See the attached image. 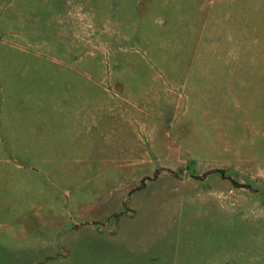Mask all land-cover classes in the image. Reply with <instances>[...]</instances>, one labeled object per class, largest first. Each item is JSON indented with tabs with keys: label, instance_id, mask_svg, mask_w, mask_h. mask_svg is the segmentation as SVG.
I'll use <instances>...</instances> for the list:
<instances>
[{
	"label": "rangeland",
	"instance_id": "374dc122",
	"mask_svg": "<svg viewBox=\"0 0 264 264\" xmlns=\"http://www.w3.org/2000/svg\"><path fill=\"white\" fill-rule=\"evenodd\" d=\"M0 241L264 264V0H0Z\"/></svg>",
	"mask_w": 264,
	"mask_h": 264
},
{
	"label": "crops",
	"instance_id": "0c3cea01",
	"mask_svg": "<svg viewBox=\"0 0 264 264\" xmlns=\"http://www.w3.org/2000/svg\"><path fill=\"white\" fill-rule=\"evenodd\" d=\"M55 238V237H54ZM56 239V238H55ZM58 239V238H57ZM36 240V239H35ZM22 241V240H21ZM44 240H41L38 244H34L35 242H27L26 244H23V242H14L13 245L14 246H17V247H14L16 249H19V246L20 248H24V245H26L27 249H30V248H35L37 250H41V249H45V248H48V245H45V243L43 242ZM66 240L64 241V243L62 242V246H64V248L66 247ZM51 245V244H50ZM6 246H8L6 243L0 241V248H7ZM54 246V244H53ZM193 250L190 251V257L187 258V263H190V264H195V263H202L203 261V258H204V254H203V250H199L197 251L195 246L194 248H192Z\"/></svg>",
	"mask_w": 264,
	"mask_h": 264
}]
</instances>
